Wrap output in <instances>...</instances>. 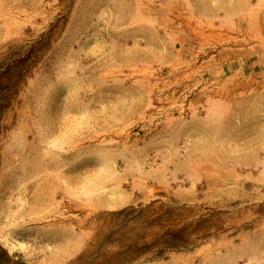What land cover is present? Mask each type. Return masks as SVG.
Here are the masks:
<instances>
[{"label": "rangeland", "instance_id": "374dc122", "mask_svg": "<svg viewBox=\"0 0 264 264\" xmlns=\"http://www.w3.org/2000/svg\"><path fill=\"white\" fill-rule=\"evenodd\" d=\"M0 264H264V0H0Z\"/></svg>", "mask_w": 264, "mask_h": 264}]
</instances>
